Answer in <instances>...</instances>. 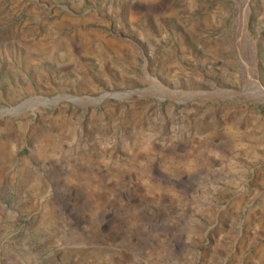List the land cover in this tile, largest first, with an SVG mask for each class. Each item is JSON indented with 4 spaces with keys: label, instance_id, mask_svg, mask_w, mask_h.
I'll use <instances>...</instances> for the list:
<instances>
[{
    "label": "rangeland",
    "instance_id": "obj_1",
    "mask_svg": "<svg viewBox=\"0 0 264 264\" xmlns=\"http://www.w3.org/2000/svg\"><path fill=\"white\" fill-rule=\"evenodd\" d=\"M24 103L0 114L15 252L41 221L52 264H264V0H0V110Z\"/></svg>",
    "mask_w": 264,
    "mask_h": 264
},
{
    "label": "crops",
    "instance_id": "obj_2",
    "mask_svg": "<svg viewBox=\"0 0 264 264\" xmlns=\"http://www.w3.org/2000/svg\"><path fill=\"white\" fill-rule=\"evenodd\" d=\"M40 184L43 185V183ZM37 188L35 186L26 188L25 191L21 193L20 197L26 202L30 201V207H33V211L41 216V197H39L37 193L40 187ZM13 192L14 191H12V193ZM2 214H4V212H2ZM66 223L69 222L62 221V223L58 225L59 229L66 230L68 226L71 227V225H73L72 223ZM25 226V228L22 227V229H19L22 230L23 233L18 234L16 238L22 240L20 245L26 248L28 251L27 254L14 251V246L12 245L13 238L10 237H12L15 232L11 224L7 222L0 224V264H52L50 262V257L41 255V221L35 224H26ZM67 234L68 233H60L58 239L62 236L66 238ZM49 236L47 237L51 238V235ZM29 238L31 239L30 241ZM55 238L57 239V236H55ZM15 246L18 247V245Z\"/></svg>",
    "mask_w": 264,
    "mask_h": 264
},
{
    "label": "water",
    "instance_id": "obj_3",
    "mask_svg": "<svg viewBox=\"0 0 264 264\" xmlns=\"http://www.w3.org/2000/svg\"><path fill=\"white\" fill-rule=\"evenodd\" d=\"M146 77L147 79L152 83L155 81V78L153 76H151L148 71L146 70ZM255 81V80H253ZM149 90L150 88H144V89H134V90H129V91H123V92H106L104 94H102L101 96L99 97H93L92 99H95V100H98V101H101L103 99H105L106 97H116V98H120V97H123L124 95H130V94H133V93H138V94H147L149 93ZM61 98L60 97H56V98H45V100H48V101H58L60 100ZM67 99H70V100H76L78 99V97H74V96H67ZM25 105L22 104L21 106L19 107H15V108H4V109H1L0 110V113L4 114V113H13L14 111H16L17 109H19L20 107H23Z\"/></svg>",
    "mask_w": 264,
    "mask_h": 264
},
{
    "label": "bare ground",
    "instance_id": "obj_4",
    "mask_svg": "<svg viewBox=\"0 0 264 264\" xmlns=\"http://www.w3.org/2000/svg\"><path fill=\"white\" fill-rule=\"evenodd\" d=\"M243 19V18H242ZM244 20V19H243ZM242 20V29H244L243 27H244V21ZM241 21V20H240ZM235 26V25H234ZM1 114V113H0Z\"/></svg>",
    "mask_w": 264,
    "mask_h": 264
}]
</instances>
